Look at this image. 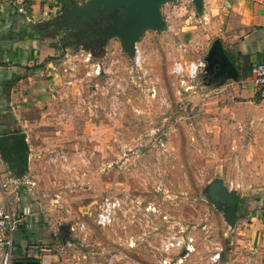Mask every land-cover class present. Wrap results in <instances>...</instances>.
I'll return each mask as SVG.
<instances>
[{"label":"rangeland","instance_id":"374dc122","mask_svg":"<svg viewBox=\"0 0 264 264\" xmlns=\"http://www.w3.org/2000/svg\"><path fill=\"white\" fill-rule=\"evenodd\" d=\"M64 4L70 9L56 18L58 28L77 31L97 13L110 22L94 41L61 31L68 48L60 44L58 59L72 60L79 73L73 85H57L53 98L46 80L38 82L30 112L52 136L30 178L25 173L29 187L20 185L27 209L9 199L13 233L25 218L40 225L45 239L35 246L44 253L34 259L43 264H260L249 224L264 216V109L230 97L235 66L214 54L221 41L213 20H203V2L159 4L160 23L142 28L137 52L107 3ZM89 50L101 72L82 78ZM198 60L205 65L195 77L174 71ZM49 68L55 79L62 73ZM217 183L235 192L232 213ZM105 196L120 203L100 226L95 215ZM13 247L7 264H28ZM7 251L0 249V264Z\"/></svg>","mask_w":264,"mask_h":264},{"label":"crops","instance_id":"0c3cea01","mask_svg":"<svg viewBox=\"0 0 264 264\" xmlns=\"http://www.w3.org/2000/svg\"><path fill=\"white\" fill-rule=\"evenodd\" d=\"M66 1L69 0H0V135L22 134L28 144L27 170L15 155L6 160L0 154V206L10 205L13 196V200L20 199L22 210L27 209L26 189L20 185L29 187L25 176L30 178L41 160V146L47 147L52 136L47 135L48 127L36 125L30 106L40 95L38 82L46 80L50 89L47 98L60 95L56 86L62 81L59 77L55 79L49 67L62 52L60 34L64 26L58 28L53 22L62 14ZM16 6H23L25 12H18ZM203 7V20H213L222 51L235 66L236 82L228 81L230 97L238 99V103L258 104L264 109V90L254 87L250 80L251 66L264 63V0H203ZM49 74L52 77L48 79ZM17 178L22 182L16 184ZM260 216L253 217L249 227L251 241L260 250V264H264V216ZM24 220L25 224H20L13 237L14 256L38 260L34 259L39 252L35 244L43 242L45 233L35 221ZM43 250L40 248L39 253H44Z\"/></svg>","mask_w":264,"mask_h":264},{"label":"water","instance_id":"95a60500","mask_svg":"<svg viewBox=\"0 0 264 264\" xmlns=\"http://www.w3.org/2000/svg\"><path fill=\"white\" fill-rule=\"evenodd\" d=\"M166 0H98L109 5V15L113 17V22L117 23V28L124 33V40L131 45L135 51V41L140 34L142 28L146 25H154L160 23L159 4ZM195 6H201L203 0H192ZM70 9V8H69ZM66 16L61 18L65 21ZM60 20V18H59ZM53 23H56L54 21ZM52 24V23H49ZM67 34L71 29L64 30ZM216 50L214 54L224 55L219 41L216 42ZM228 62V61H227ZM230 63V62H229ZM0 154L7 160L9 156H14L21 161L24 170L28 169V144L22 134H4L0 135ZM216 189L220 194V200L227 203L226 211L233 212L235 207V192L228 190L221 183H217ZM215 190V186H211V190ZM28 264H40L38 260L28 261Z\"/></svg>","mask_w":264,"mask_h":264},{"label":"built area","instance_id":"2783aa9c","mask_svg":"<svg viewBox=\"0 0 264 264\" xmlns=\"http://www.w3.org/2000/svg\"><path fill=\"white\" fill-rule=\"evenodd\" d=\"M17 11L20 13L25 12V8L23 6H16ZM64 36V35H63ZM62 46V51L64 52L65 43H60ZM68 48V47H66ZM92 53H85L82 57V67L85 69L82 78L93 77L101 72V66L99 63L93 62L91 59ZM204 62L202 60L191 61L187 67H184L181 63H176L174 65V71L181 72L186 70L188 76L195 77L199 70L204 66ZM58 67L61 69V74L58 73V76L62 83L65 85H73L76 80V74L78 72V65L75 64L72 60L65 64V61L59 58L55 64L51 66L53 70ZM250 80L254 87L260 90H264V63H256L250 68ZM21 181L17 178L15 183L18 184ZM1 184V183H0ZM119 200L115 197L105 196L99 207L97 214L95 215V222L100 226L108 225L114 216V212L119 206ZM83 227V224H81ZM15 229V220L13 219L12 208L8 203H4L0 206V249L7 247L8 251L4 254V264L8 263V259L10 256V250L13 243V232Z\"/></svg>","mask_w":264,"mask_h":264},{"label":"flooded vegetation","instance_id":"af4514ba","mask_svg":"<svg viewBox=\"0 0 264 264\" xmlns=\"http://www.w3.org/2000/svg\"><path fill=\"white\" fill-rule=\"evenodd\" d=\"M109 22H110L109 18H106L105 15L100 16V14L97 13V18L95 20H93L91 23H89L86 27L80 26V29L77 31L75 29L74 30L72 29L73 31L71 33H74V35L76 36L78 41H80L82 38H84V36L86 37V35H91L90 39L92 41H94L95 39L98 40L100 38V34L97 31L102 30V27L104 25L109 24ZM97 28H98V30H96ZM81 33L84 35L80 37V35H82ZM62 39L64 41H67L66 36H64ZM84 47L88 48V49H92V46L90 45V43H89V45L84 46Z\"/></svg>","mask_w":264,"mask_h":264},{"label":"trees","instance_id":"16d2710c","mask_svg":"<svg viewBox=\"0 0 264 264\" xmlns=\"http://www.w3.org/2000/svg\"><path fill=\"white\" fill-rule=\"evenodd\" d=\"M70 39H71V40H70ZM70 39H67V40L73 41V38H70Z\"/></svg>","mask_w":264,"mask_h":264},{"label":"bare ground","instance_id":"6f19581e","mask_svg":"<svg viewBox=\"0 0 264 264\" xmlns=\"http://www.w3.org/2000/svg\"><path fill=\"white\" fill-rule=\"evenodd\" d=\"M135 51L137 52V47H136ZM138 59H140V58L138 57Z\"/></svg>","mask_w":264,"mask_h":264}]
</instances>
